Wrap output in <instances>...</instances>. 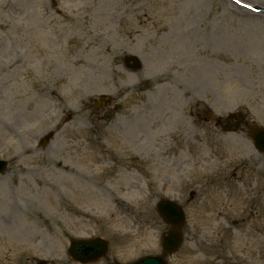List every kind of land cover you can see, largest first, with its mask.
Here are the masks:
<instances>
[{
	"label": "rangeland",
	"instance_id": "1",
	"mask_svg": "<svg viewBox=\"0 0 264 264\" xmlns=\"http://www.w3.org/2000/svg\"><path fill=\"white\" fill-rule=\"evenodd\" d=\"M52 1L57 14L0 0V264H73L69 238L94 236L110 242L107 263L160 254L165 197L187 217L169 264H215L224 250L264 264V156L246 128L210 120L239 110L264 126V14L228 0ZM101 94L113 101L91 109Z\"/></svg>",
	"mask_w": 264,
	"mask_h": 264
},
{
	"label": "water",
	"instance_id": "2",
	"mask_svg": "<svg viewBox=\"0 0 264 264\" xmlns=\"http://www.w3.org/2000/svg\"><path fill=\"white\" fill-rule=\"evenodd\" d=\"M127 61L137 67V62L134 58H128ZM99 101L100 104H106L109 102V99L101 98ZM251 134L254 136V141L256 146L261 151H264V129L253 128ZM52 134H48L43 142L49 139ZM6 162L0 161V169L4 168ZM158 212L162 217L169 223L172 224V229L163 237L162 247L164 254L171 253L175 251L181 241V234L179 232L180 227L184 221L181 210L171 202H160L158 205ZM72 249L74 255H77V259L81 261H87L94 257H97L105 252L106 245L98 240H89V241H75L72 242ZM133 264H166L162 257H146Z\"/></svg>",
	"mask_w": 264,
	"mask_h": 264
},
{
	"label": "bare ground",
	"instance_id": "3",
	"mask_svg": "<svg viewBox=\"0 0 264 264\" xmlns=\"http://www.w3.org/2000/svg\"><path fill=\"white\" fill-rule=\"evenodd\" d=\"M235 10H237V11H241V10H239L238 8H235ZM51 164H52V163H51ZM57 165H58V163H55V164L53 163V166L56 167Z\"/></svg>",
	"mask_w": 264,
	"mask_h": 264
}]
</instances>
